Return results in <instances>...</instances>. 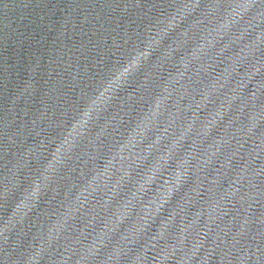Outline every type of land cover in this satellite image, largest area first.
Returning a JSON list of instances; mask_svg holds the SVG:
<instances>
[{
	"label": "water",
	"instance_id": "1",
	"mask_svg": "<svg viewBox=\"0 0 264 264\" xmlns=\"http://www.w3.org/2000/svg\"><path fill=\"white\" fill-rule=\"evenodd\" d=\"M0 264H264V0H0Z\"/></svg>",
	"mask_w": 264,
	"mask_h": 264
}]
</instances>
